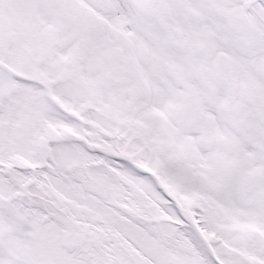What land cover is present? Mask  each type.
<instances>
[{
	"label": "snow or ice",
	"instance_id": "6c2138e0",
	"mask_svg": "<svg viewBox=\"0 0 264 264\" xmlns=\"http://www.w3.org/2000/svg\"><path fill=\"white\" fill-rule=\"evenodd\" d=\"M0 264H264V0H0Z\"/></svg>",
	"mask_w": 264,
	"mask_h": 264
}]
</instances>
